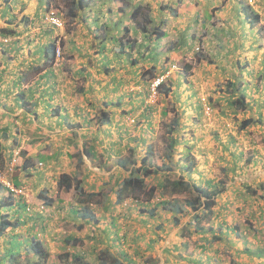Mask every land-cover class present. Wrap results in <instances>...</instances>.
Listing matches in <instances>:
<instances>
[{
  "label": "crops",
  "instance_id": "obj_1",
  "mask_svg": "<svg viewBox=\"0 0 264 264\" xmlns=\"http://www.w3.org/2000/svg\"><path fill=\"white\" fill-rule=\"evenodd\" d=\"M115 1L118 6L115 3V6H112L116 10L107 11L108 7L103 8L106 13L101 20L103 19L105 23L111 18L116 20L113 17L114 13L118 17L119 13H121L119 8H124L125 10L121 13L120 18L122 16L124 21L122 26H126L130 21L132 22L128 15L137 3L149 4L150 8L152 6L151 14L153 13V17L157 20V25L161 20H164V25L162 26L164 37L161 38L160 42L158 41V44L160 48L164 46V50L166 49L164 51L166 59L164 60L167 62L168 67L171 68L174 64L178 66L181 58H193L196 48L198 46L203 47L205 50L203 59L200 61L194 59L196 66L192 67V73L185 74L183 71L178 77V80L186 83H184L186 89H181V92L186 93V101L190 99L193 103L191 104L192 109L196 112L202 109L198 101V93L206 92L211 96L212 101L218 102L220 105L222 112L220 115L224 116L221 122L233 121V123L228 125L232 124L235 126L239 124V127L244 131L255 125L259 127L262 137L264 136V0H254V5H249L246 0H126V3L125 0ZM162 5L165 8L169 7V9L164 10V8L162 10ZM39 6L40 3L36 1L35 4L29 6L30 12L28 11V13L42 21L43 16L41 14H44L46 9L39 12ZM171 6L175 9L174 12H170ZM16 9L19 11L18 8ZM159 10H162L161 14L158 12ZM168 10L169 12H167ZM88 19L90 22L86 24L90 31L88 30V34L85 33V35L89 37V33L95 31L94 27L98 24L94 22V18H91V16ZM102 26V29H100L102 35L99 43L96 40L94 42V39L85 40L82 45L76 47L77 49L85 47L84 51L86 50V53L78 54L81 61H78L77 67H71V70L60 69L57 60L52 58L46 60L44 55L41 54L38 56L40 58H36L34 55L27 57V55L12 53V48L16 47L15 43L19 42L15 40L17 37H12L13 41L6 43V48H3V50H8V53L0 51V165L5 166L8 164L14 153L20 149L18 164L12 177L14 183L27 187L32 194V201H46L51 198L53 203L48 206L52 207L50 208L52 213H49V215L53 218L57 217L58 220L63 216L67 221H71L76 225L82 222L88 223L86 221L88 218L76 216L74 219L72 210H83L84 206L88 205V201H94L95 197H98L97 201H108V203L105 202V205L118 204L116 189L118 188V183L127 176L124 175L125 170L117 163L111 170H108L109 167H107L111 159H118L128 155L123 153L121 143L117 139L111 138L113 135L110 130L115 125V119L110 115V121L105 124H98L97 119L90 121L97 114L94 111L106 109L102 106L103 103L101 101H105L106 104L104 103V105L107 106L108 99L112 100L115 98V93L109 95L108 92V90L112 92L114 90L108 86L104 87L92 83L91 80L100 77V81H103L104 85L112 84V79H108V77L111 78L108 73L102 71V67L107 62L113 63L111 68L114 75L132 71L133 77L142 76V69L138 65L131 67L123 65L124 60L128 58L126 54L119 55L108 47L112 42L108 33L115 32V30L111 31L115 26L104 27L103 24ZM132 28L133 26H131V30ZM21 29L19 27L18 31H21ZM106 30L107 33L104 32ZM41 33L44 34V31ZM20 35L25 36L26 34L24 32V34ZM18 39L22 40L20 36ZM145 40L147 39L145 38ZM190 40H193L192 46L189 45ZM20 44L22 45L23 41H20ZM95 44L96 48L108 47L105 49V56L100 53L87 54L89 52L87 49H93L92 47ZM41 45L42 43L37 44V52ZM77 49H75V52ZM107 52L110 54L107 55ZM84 56L85 58L83 59ZM50 60L54 61L52 64L45 66ZM88 61L90 64L87 63ZM66 62L67 60L61 64L65 65ZM95 62L99 63L98 66L95 65ZM94 65L95 67H101L99 72L96 71L97 75L91 74L93 70L91 66L93 67ZM31 68L37 70L36 74L32 76H30L31 73L26 74ZM83 74H86V77L90 79L85 83L83 81L80 83L75 81V79L79 78L78 76L81 75L80 77H82ZM247 75L249 82L244 78ZM72 78L74 80H71ZM194 78L196 81L192 82L191 80H194ZM189 80L190 83L188 82ZM228 82H234L236 85L230 84L231 87H228ZM191 85L193 86L191 87ZM173 92L174 90L171 93ZM242 93L247 103L245 109H241L240 106H232L231 100ZM137 94L139 95V91ZM176 94L175 97L177 96ZM93 95H95L94 98ZM193 96H195V99H192ZM182 103L184 104L185 102ZM99 106L101 107L99 108ZM106 110H111V108ZM248 118L252 119L251 123L242 128L241 121ZM94 124L100 127L97 140L94 141V143H97L95 148L97 158L92 162L83 154V160L79 161L77 152L79 149L83 150L86 138L90 139L92 137V131H89V129ZM222 130L220 129V131ZM141 141H143L142 144L144 146V135L138 136L137 142L141 143ZM151 141L147 140V142ZM74 146L77 147V150L73 154L68 147ZM259 150L264 152L261 149ZM113 172L117 175L113 176ZM120 172L123 173V176H120ZM64 173L77 178L83 188L82 192L70 189L69 192L72 193L73 198L75 196L74 199L68 197L59 188L58 181ZM231 173L234 177L232 183H234L236 189H239L242 186L246 188L253 186L254 180L260 179L261 174L264 172L260 167L244 168L242 170L234 167ZM197 182L200 183L201 181ZM99 191H101V197L103 196L102 199L99 198L100 196L86 197L89 192ZM72 195L70 196L72 197ZM226 196L232 198L229 197V192ZM82 198L87 199V202H81ZM223 199H226V197H223ZM9 200L13 201V203H8V206L2 209V212L8 214L13 220L18 219L20 221L19 227H24V229L19 231L16 229L15 232L7 233L4 237H0L4 243L0 247L2 251L8 246L10 239L24 241V238L33 234V231H31L33 227L36 229L38 223H43L41 226H45L44 224L47 220V213L27 214L23 197L12 196L5 189L0 190V204L3 205L1 201ZM130 200L128 198L123 201ZM249 202L226 201L225 203V201H219L220 206L218 208L220 209L215 213V216L217 217L218 215L221 220V223L218 222V224L221 226L219 233L222 234L223 240L229 238L231 240L230 243H237L236 240L238 238L235 240L231 238H235L233 235L238 237L241 233L228 226L223 221L222 216L227 211L233 213L234 206H240L243 203L249 206ZM258 204L261 215L262 210H264V201L258 202ZM62 207L66 209V212H61L60 209ZM89 210L94 213L92 208L89 207ZM42 214H44V217ZM247 214L250 215L249 213ZM230 216L233 219L237 218L238 215L235 212L234 215L231 214ZM96 218L99 219L98 216ZM245 218L248 219V217ZM115 220L117 219L112 220V224L99 223L96 226L90 220L88 224L91 229L93 225L95 226L94 230H96V233H98L100 228H103L101 233L112 228L113 230L110 229V233L106 232L103 235H107L106 237L110 235L111 238H114L113 236H117L116 233L120 229L119 221ZM85 227L84 225V229H86ZM42 231L45 236L46 234L47 236L51 234L47 228ZM71 231L73 229L69 233L62 232L64 235L58 233V238L61 235L65 241L68 235H75L83 239V241L90 239L92 242V238L95 239L93 237L94 232L91 234L92 236L87 237V235L79 231ZM42 239L50 250V243H48L46 238L43 237ZM248 239L250 238L248 237ZM248 239L247 237L242 238L238 244L243 242L245 247L249 246ZM70 247L71 245L68 246V248ZM231 247H237V245ZM75 249L81 251L79 245L75 248L73 246L71 252L75 251ZM50 252L52 251L50 250ZM95 256L96 254H94L93 258ZM258 260L262 261L264 257Z\"/></svg>",
  "mask_w": 264,
  "mask_h": 264
},
{
  "label": "rangeland",
  "instance_id": "obj_2",
  "mask_svg": "<svg viewBox=\"0 0 264 264\" xmlns=\"http://www.w3.org/2000/svg\"><path fill=\"white\" fill-rule=\"evenodd\" d=\"M36 1L40 3L39 12H41L43 9H46L48 3L47 0H19L20 4H18V6H20L21 10V8L24 7L23 5H25V14L28 13V11L30 12L29 6L35 4ZM50 1L56 8L60 10V12L63 13L65 22L64 28L61 30H57L51 25L45 24L44 20H42L44 24H42V21L37 22L36 27H33L30 30L31 34L30 31H26L25 36L19 35L22 40H19V36H16L17 39L15 40H18L19 42L15 43L16 49L12 48L13 52H11L14 54L27 55V57L34 55L36 58H40L38 57L40 54L39 50L38 52L36 50L37 44H44L49 39L48 34H46L45 32L44 34H42L41 32H43L45 28L52 27L53 29H55V32L50 37L56 39L57 44L61 42L64 55L63 59H57L55 57L54 60L58 61L60 69L71 70L72 68L77 67V63L79 60L81 61V59L78 57V54L86 53V50L84 51L85 47H83L82 49H77L76 47L82 45L83 41L85 40L94 39V42L96 40L99 43L102 35L100 29L102 27V24L104 25L105 22L103 19L99 20V24L94 27L95 31L96 29L99 30H97L96 32H90L88 37L87 35H85V33H87L88 30L90 31V29L89 27H87L86 22H83L79 19H74L69 15L68 10L71 0ZM95 1L98 0H89L88 3L86 1L85 5H91ZM1 2L4 3V0H1ZM126 2L127 1L125 0V3ZM19 13V16H21V12ZM41 15L43 16V13ZM120 15L121 13H119L118 17H116L117 22L122 20L120 18ZM37 20L39 19L37 18ZM139 21L141 22L142 20L139 18ZM0 23L3 24V21L1 19ZM127 25L133 26L128 35L122 33V30L124 28V26L122 25L119 26L120 31L119 34H117L120 39L123 36V41L125 42L126 49L129 48L130 44H132L133 41H135V44H137L136 47L130 50L134 52L133 55H135V57L137 56V49L148 51L151 54V57H145L142 59V61H140L139 64H137L139 68L142 69V74L148 67L151 66V63L152 65L157 66L156 72H158V74H163L168 68H170L168 67L167 62L164 60L166 59V57H163L165 53H160L161 48L159 44L155 41L153 42L152 37L148 36L147 33H143L141 27L138 24L129 22ZM30 35H32L33 37ZM144 35H146L145 38L147 40H144ZM3 39L4 38L2 37L0 38V51L1 49L6 48V43L13 41L10 37L7 41H3ZM20 41H23L22 45L20 44ZM192 43L193 40H190L189 45L192 46ZM117 44L118 43L113 41L109 44L108 47L111 51H115L118 46ZM141 44H143V46H140ZM95 46L96 44L94 45V47H92L93 49H87V51H89L87 54H98V48H96ZM75 49H77L76 52ZM109 54L110 53H108L107 55ZM152 56L154 57L153 62ZM84 58L85 56L83 57V59ZM127 59L131 60L132 57L126 58L123 62V65L128 67L135 66L130 64L129 60ZM65 60H67L66 64H61L62 62H65ZM180 60L181 61H179L178 66L175 70L171 66V74L164 80V89L161 90V93L158 92L156 95L152 94L151 92V83H142L140 81L142 77H133L132 71L125 70L129 73H119L116 75L117 78H119L120 81L123 82L121 85H119L118 90L114 92L108 90V92L109 95H113V93H115V98L117 99L114 98L112 100H109V98V102L107 101V106L104 105V103L106 104L105 101H101L103 103V107H105L106 109L111 108V110L108 111L111 112L110 115L115 119V125L112 126L110 130V133H112L113 135L111 138L117 139L119 143H121L124 154H129V148L132 147L137 151L139 155L138 157H142L148 154L151 156V161L153 163L160 165L163 162V156L168 149V133L170 131V123L175 117H179L181 121V130H179L178 133L176 130L174 132V135L179 134V138L181 139V141H189V143L194 146L193 161H195V170L189 175H187L186 172L183 171L184 176L187 178L189 177L194 181H201L200 183H205V181L210 180L212 182H216L218 188H225L224 191L217 195L216 198L219 199H215V205L212 210L214 214L211 218L203 217V219L201 220V226L204 227L206 231H211L209 230V227L211 225H213V227L215 228H218V222H220L221 220L218 215L217 217L215 216V213L220 209L218 208V206H220V200L225 201V203L226 201H250L249 206L244 205V203L240 206H234L233 208L236 211L233 210V213L227 211L225 212V215L222 216L223 221L227 223L228 226H231L233 229H236L241 233V235H238V237L233 235V237L235 238H231L234 240L238 238L236 240L237 243H230L231 240L229 238H227V240H223L222 238L216 240L214 236L216 232L219 233L218 230L203 233L200 230L195 231L194 226H188V231L184 228L182 230V226L191 219L190 214H186L184 216V224L178 226L174 224L173 213L171 212L162 213L158 211L154 218H152L147 212H143V209L148 210V208L153 207L157 203V201L162 198L160 193L154 196V198H152L151 200H147L149 199L147 193H138L135 195V197H128L129 199H131L130 201H122L121 203L115 205H105L106 201H97L98 197H95L93 199L94 201H88L89 203L87 205L88 207L92 208L95 215L99 217L98 222L93 221V223H95V226L99 223L112 224V220L116 218L117 220L115 221H119L118 223L120 224L118 235L113 236L114 238H111L110 235L109 237H106L107 235H103V233L106 234V232L110 233L111 230H113L112 228H109V230L107 231H103V233H101V230L103 228H100L98 233H96V230H94V225L91 229L88 223H84L86 229H84V227H82V229L78 228V225H76L75 223L67 221V219L63 216L60 220H58L57 217L53 218L49 215V213H52L50 210V208L52 207H49L46 203L47 211L44 212V214L47 213V220L45 221L44 225L51 234L48 236L46 234L45 236L42 233V230L39 227L43 223H38L36 229L33 230V233L36 232L40 237L44 235L43 237L47 239L48 243H50V250L52 251V256H50L51 258L49 260L50 264H56L57 262L59 263V257L60 255H62V253H72L71 249H73V247L71 246L70 248H68L69 245L65 243L61 236L64 235L65 232L69 233V231L72 229L73 231L71 232L79 231L87 235V237L92 236L91 234L94 232L93 237L98 238L96 240H98L99 245L95 244V239L93 238L92 242L90 241V239H87V241H83V243H80L79 245L81 249L80 252H83L87 257L90 256V259L94 257V254H97L99 249L108 245L111 247V251H114V253H117V251L120 250H124L128 254L131 260L129 263L126 262V264H190L188 260L183 259L186 258V256L193 258L201 257L202 261L204 262L207 260V257H212L209 261L210 264H264V260H258L259 258L264 257V254H261L260 257L257 255L255 257H252L253 254L249 255L244 252L243 249L245 248V244H243V242L238 244L241 241L242 237H247V239L249 237L250 239L247 240L249 241V248H252L254 250L264 249V210H262L261 216L259 213L260 211L258 204V202L260 203L261 201H264V197H262L264 194V173L261 174V178L263 177V179L260 178L254 180V184L253 186H249L250 188L239 186V189H236L234 187V183H232L234 181V177L231 175L232 169L234 167H238L241 170L244 168L260 167L264 172V152L259 150L261 149L264 151V136L262 137V133L259 132V127L255 125L249 127V129L244 131L239 127V124L235 126H233L232 124L230 126L228 125L230 123H233V121L221 122V120L224 119V116L220 115V113H222L221 107L218 102L215 103L214 101H212L211 96L206 92L198 93V101L201 104L200 97L202 94H206L209 96L213 107L211 115H205L203 107L201 110H199V112H196L194 109H192L191 104L193 103L190 101V99L186 101V93L181 92V89H186V83L185 81H183L185 84L182 83V81L178 80V77L183 71L185 74L192 73V67L196 65L194 64V59L192 57H187L185 59L181 58ZM53 61L50 60V62H48V64H45V66L52 64ZM87 63L90 64L89 61ZM98 64V62H95L96 66H98ZM107 64L109 65V67H111L113 63L107 62ZM95 65L93 67L91 66V68L93 69L91 74L93 75H97V72H99L101 68L95 67ZM116 66L117 65L115 63V67ZM102 71H105L104 67H102ZM36 72L37 70L31 68L26 74L31 73L30 76H32L36 74ZM80 76H78L79 78L75 79V81H78L79 83L83 81V83H85L90 79L89 77H86V74H83L82 77ZM150 76L151 73L145 74L146 78ZM94 77L96 78V76ZM244 78L247 82H249L248 75ZM96 79L91 80V82L96 83L100 86L109 87L108 84L104 85L103 81H100V77ZM108 79L111 80V78L109 77ZM71 80L74 79L72 78ZM191 81H196V79L194 78V80L192 79ZM243 81L245 80L243 79ZM188 82L190 83V80ZM192 86L193 85H191V87ZM168 87H171L172 91L174 90V92L164 94L165 88ZM138 91L139 95L137 94ZM175 94L177 95L176 97ZM195 95L197 97L196 93ZM94 97L95 95H93V98ZM192 99H195V96H193ZM118 101H120V103H117ZM182 102L185 103L183 104ZM100 107L101 106H99V108ZM96 112L97 114H99L100 109L94 111V113ZM163 112H165L166 115H163ZM132 119H134V121H132ZM216 122L219 125H216ZM99 128L100 127L96 124H94L92 127L90 126L89 131H92L91 138L98 137ZM220 129L223 130L220 131ZM139 135L145 136L144 146L142 144L143 141H141V143L137 142ZM150 135H152V137H150ZM199 139L200 141H198ZM147 140L152 141L147 142ZM68 149H70L74 154L77 150V147H68ZM175 149L182 153L184 151L183 144H180ZM256 149H258V151H256ZM115 156L117 157V155ZM249 157L253 159V162H247V159ZM116 160V158L111 159V162L107 164V167H109L108 170H111L116 165ZM100 162L102 161L100 160ZM92 165L94 166V164ZM175 166L173 168L174 173L176 172L177 174H180L182 170H180L179 167ZM0 167L3 168L4 166L0 165ZM128 173L129 172L127 170L124 172V175H128ZM174 173L172 176L175 177L177 174L175 175ZM115 174L116 173L113 172L112 175L114 176ZM120 176H123L122 172H120ZM154 178L155 180L158 179V177ZM155 180L153 179V177H148L146 180L148 186L153 184ZM252 190H255L256 193H254ZM228 192L229 197L232 198H228L226 196ZM165 193V198L169 200H183L186 197L190 196L189 191L171 192L169 189V191L167 190V192L165 191ZM223 197H226V199H223ZM99 198L102 199L103 196L101 197L100 195ZM124 202L126 203L123 204ZM106 203H108V201ZM60 210L61 212H66V209L64 207H62V209ZM235 212H237L238 216L237 218L232 219L230 215H234ZM247 213H249L250 215H248ZM44 214H42L43 217ZM245 217H248V219ZM158 225H161L162 227L159 228L160 226L158 227ZM17 229L19 231L24 229V227H18ZM15 231L16 230H13L12 232ZM62 232L64 233L62 234ZM71 232L70 234H72ZM58 233L61 234L59 238ZM203 234L205 235V237H207L208 240L206 238H203ZM105 238L106 242L104 240ZM204 244L207 245L206 248H202L201 245ZM2 245H4V243L2 241V238H0V247ZM233 245H237V247H231ZM95 246L98 247L94 249Z\"/></svg>",
  "mask_w": 264,
  "mask_h": 264
},
{
  "label": "trees",
  "instance_id": "obj_3",
  "mask_svg": "<svg viewBox=\"0 0 264 264\" xmlns=\"http://www.w3.org/2000/svg\"><path fill=\"white\" fill-rule=\"evenodd\" d=\"M48 4H52L50 0H47ZM89 2V0H71L70 7H69V15L72 16L74 19L85 21L86 23H89L90 20L88 19L90 16L91 18H94V22L96 24H99V20L103 16H105L106 10L104 11V7H108L107 11L116 10L112 5L114 3L118 6L117 2L115 0H98L94 2V5H85V2ZM19 0H4V3L0 0V19L3 21V24L0 23V38L8 39L9 37H16L20 34H23L26 31H30L33 27H36L37 22H40V19L37 20V18L32 17L29 13L24 14V7L21 8L18 6ZM115 6V5H114ZM122 7V6H121ZM19 11H17V9ZM165 6H162L161 9H164ZM23 9V10H22ZM169 9V7H166L164 10ZM171 11L174 12L175 9L173 7H170ZM121 10V13L124 12V8H119ZM19 12H21V16H19ZM160 14L162 10L158 11ZM169 12V10L167 11ZM116 15L114 13L113 17L116 18ZM175 15V14H174ZM80 17V18H79ZM132 19L133 24H138L141 27V30L143 33H147L148 36L152 37L153 42H160L161 38L164 37V30L162 26L164 25V20H161L159 24L157 25V20L153 17V13L151 14V10L149 7V4H141L137 3L134 5V8L128 15ZM139 18L142 20L139 21ZM106 19V18H105ZM122 19V17H121ZM161 19V18H160ZM119 20V19H118ZM123 20L117 22L113 18L108 19V22L104 24L106 27H110L111 25L115 26V28L111 31L116 30V32L108 33L110 36V40L112 42L118 43L117 48L114 52L117 54H126L129 57H132L131 60H129V63L132 65H137L142 61L143 58H149L151 57V54L148 51L137 49L136 57L135 55L132 56L134 53L130 51L134 47H136L137 44H135V41H133L132 44H130L129 48L126 49L125 42L123 41V36L121 39L117 36L119 34V26L122 25ZM46 24V23H45ZM112 26V27H113ZM21 27V31H18V28ZM103 27V26H102ZM48 30H44L46 34H48V41L41 45L39 48V53L41 55H44L45 59H55L56 56V49H57V40L50 37L52 34H54V30L51 28H45ZM102 29V28H101ZM123 31V32H122ZM121 32L128 35L131 31L130 26L126 25L124 26L123 30ZM107 33V30L104 31ZM105 33V34H106ZM145 36V35H144ZM108 37V36H107ZM52 38V39H50ZM13 39V38H12ZM62 40V38H61ZM145 40V39H144ZM62 47V44H60ZM140 46H143L141 44ZM153 46V44H152ZM164 47V46H163ZM161 47V52H164V48ZM108 47H98L97 53L104 54L105 49ZM150 48V47H149ZM136 49V48H135ZM3 49H1L2 51ZM8 50H3L2 53H8ZM205 50L202 46H198L195 50V54L193 55L195 59H198L199 61L203 59ZM149 53V54H148ZM153 57V56H152ZM165 57V54L164 56ZM154 61V57L152 62ZM157 66L152 65L148 67L142 74V79L140 80L142 83L147 82L152 83L153 80H155L159 75L156 72ZM103 72H107L108 75L111 77L112 84L109 83V87H111L114 91L119 89V85L122 84L123 81H120L119 78H117V74L114 75L112 72V68L109 67L108 64L104 65ZM168 70V69H167ZM166 70V71H167ZM151 73V76L146 78L145 74ZM123 78V77H121ZM151 80V81H150ZM150 81V82H149ZM230 84L236 85L234 82H228V87H231ZM151 85V84H150ZM165 83L164 81L159 84L157 87L158 92L161 93V90L164 89ZM234 88V87H233ZM169 92H172L171 87L165 88V93L168 94ZM23 96V95H22ZM244 94L238 95L237 98H234L231 100V105L235 107H241V109H245L247 106V103L244 100ZM117 103H120L118 101ZM109 106V104H108ZM110 113L106 109L100 110V115H95L91 120L97 119L98 124H105L110 121ZM163 115H166L165 112H163ZM88 120V119H87ZM252 119H244L241 121V127L245 128L251 123ZM169 139H168V149L165 152V155L163 156V162L158 165L151 161V156L146 154L142 157H138L137 151L130 147L129 154L124 157H119L116 161V163L123 168L125 171H129L128 175L124 177L119 183L118 188L116 189V195H117V202L121 203L124 199L128 197H135L138 193H147L148 198L147 200H151L156 196L157 194H161L162 198L157 201V203L151 207L148 208V210H144L143 212H147L152 218H154L157 214V212L167 213L171 212L173 213V221L175 225L181 226V224H184V216L186 214L191 215V219L187 221L186 224L182 226L185 230H189L188 226H194L195 231L200 230L203 233L211 232V231H217L221 230V226L218 225V228L216 229L211 225L209 227V230L206 231L204 227L201 226V220L203 217L211 218L214 214L213 207L215 205V199L219 193L225 190V188H218L216 182L212 181H205V183H198L197 181H194L193 179H190L189 177H185L183 171L186 172L187 175L191 174L195 170L193 161V150L194 146H192L189 141H181L179 138V134H175L174 132L177 130V133L179 130H181V121L179 117H175L173 121L170 123L169 127ZM89 136V135H87ZM97 140L96 138H90L84 141V147L81 151L80 149L77 152V156L79 157V161L83 160V154L86 155L92 162H94L97 158V153L95 152L96 144L93 142ZM180 144H183L184 151L181 153L175 148L179 146ZM151 154V153H150ZM135 155V157H134ZM248 163L253 162V159L249 157L247 159ZM179 167L182 172L180 174L174 173V166ZM173 173L176 175L175 177L172 176ZM148 177H158L157 180L153 182V184L149 185L147 184V178ZM59 188L63 190L65 194L68 195V197L72 198L70 195V189H75L77 192H82L83 188L80 186V181L75 178L71 177L69 174L64 173L61 175L59 181ZM64 187V188H63ZM250 188V187H249ZM3 187L0 183V190H2ZM171 192H182V191H189L190 196L186 197L183 200L174 199L169 200L165 198V191L167 190ZM254 193H256L255 190H252ZM64 194V195H65ZM65 195V196H67ZM100 192H89L87 193L86 197H94V196H100ZM264 197V194L263 196ZM48 205H52L53 201L51 198L46 200ZM3 202V205L0 204V237H4L7 233H12L13 230H16L20 226V221L18 219H14L12 217H9L8 214L2 212V209H4L6 206H8V203H13V201H1ZM81 202H87V199H81ZM74 219L76 216L82 217V218H88L86 221L89 223L90 220L98 222V218H96L95 214L92 213L89 210V207L87 205L84 206L83 210H72ZM183 215V216H182ZM182 216V217H181ZM85 222L79 223L78 228L84 227ZM160 226V227H159ZM159 228H161V225H158ZM45 226H41V230H45ZM35 227L31 229L33 231ZM43 233V231H42ZM217 233V232H216ZM215 233L214 238L221 239L222 234ZM118 235V232L116 233ZM203 238H206L205 235H202ZM245 238V237H242ZM98 238H95V244L99 245ZM105 240V239H104ZM208 240V239H207ZM65 243L68 245H71L74 248L80 243H83V239H81L78 236L75 235H68L67 238H65ZM106 244V243H105ZM247 244V243H246ZM202 248H206L207 245H201ZM98 246H95L94 249H96ZM111 247L107 246L103 247L98 250L95 258H89L87 257L83 252H80L79 250L75 249L72 253H62L60 255V260L58 264H126V262H130V257L124 250L117 251V253H114V251H111ZM244 252L246 254H253L252 257H255L256 254L260 256L261 254H264V249H258L254 250L252 248H249V246H246L244 249ZM219 252V251H217ZM256 252V253H255ZM51 252L48 248V245L45 243V241L40 237L36 232L28 235L26 238H24V241L22 240H9L8 246L4 248L2 251L0 249V264H50ZM212 257H207V259L210 261ZM185 260H188L190 264H209V261L206 260L205 262L202 261L201 257H187L183 258ZM201 260V261H200Z\"/></svg>",
  "mask_w": 264,
  "mask_h": 264
},
{
  "label": "built area",
  "instance_id": "obj_4",
  "mask_svg": "<svg viewBox=\"0 0 264 264\" xmlns=\"http://www.w3.org/2000/svg\"><path fill=\"white\" fill-rule=\"evenodd\" d=\"M249 3L253 4L254 0H248ZM43 20L46 24L51 25L57 30H61L64 28V18L63 13L60 12L58 8H56L53 4L47 5V8L43 14ZM8 39H3V41H7ZM59 41V40H58ZM61 42L57 44L56 49V58L57 59H63V51L61 47ZM195 59V58H193ZM172 68H177V65H172ZM171 74V69H168L165 71L161 76L157 77L155 80L151 83V92L152 94L156 95L158 93L157 87L161 82L165 80L169 75ZM200 102L203 107V111L205 115H211L213 111L212 102L209 99V96L206 94H202L200 97ZM134 121V119H132ZM21 150L18 149L16 153L11 157L10 162L4 167H0V183L2 187L12 196L18 197L21 196L24 198V202L26 203L27 207L26 210L28 213H32L34 211L36 212H44L46 210V205L44 202H40L37 205H35L31 201L32 194L25 186H19L14 183L12 180V177L14 175V172L16 170V166L18 164V157L20 155Z\"/></svg>",
  "mask_w": 264,
  "mask_h": 264
},
{
  "label": "clouds",
  "instance_id": "obj_5",
  "mask_svg": "<svg viewBox=\"0 0 264 264\" xmlns=\"http://www.w3.org/2000/svg\"><path fill=\"white\" fill-rule=\"evenodd\" d=\"M92 1H94V0H92ZM246 1H247V3H248L249 5H254V3H255V1H254L253 4L249 3L248 0H246ZM47 5H49V4L47 3ZM91 5H94V3L91 4ZM162 6H164V5H162ZM46 8H47V6H46ZM162 10H163V9H162ZM168 69H170V68H168ZM175 69H176V68H174V70H175ZM201 107H202V105H201ZM10 160H11V159H10ZM9 162H10V161H9ZM6 165H7V164H6ZM6 165H5V166H6ZM5 166H4V167H5ZM4 167H3V168H4ZM1 168H2V167H1ZM15 171H16V170H15ZM16 185H17V184H16ZM3 189H4V188H3ZM7 193H8V192H7ZM31 199H32V197H31ZM31 201H32V200H31ZM32 202H33L35 205H37V204L40 203V202H44L45 205H46V201H39V202H38V201H37V202L32 201ZM24 203H25V202H24ZM25 205H26V203H25ZM26 207H27V205H26ZM25 211H26L27 214H37V213H38V214H41L40 212H36V211H34V212H32V213H28L26 209H25ZM46 211H47V205H46V210H45L44 212H46ZM44 212H42V213H44Z\"/></svg>",
  "mask_w": 264,
  "mask_h": 264
}]
</instances>
